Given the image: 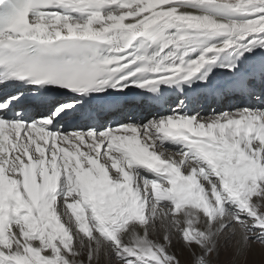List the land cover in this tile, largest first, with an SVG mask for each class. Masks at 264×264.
<instances>
[{
    "label": "snow or ice",
    "instance_id": "snow-or-ice-1",
    "mask_svg": "<svg viewBox=\"0 0 264 264\" xmlns=\"http://www.w3.org/2000/svg\"><path fill=\"white\" fill-rule=\"evenodd\" d=\"M256 244L264 0H0V264Z\"/></svg>",
    "mask_w": 264,
    "mask_h": 264
},
{
    "label": "rangeland",
    "instance_id": "rangeland-1",
    "mask_svg": "<svg viewBox=\"0 0 264 264\" xmlns=\"http://www.w3.org/2000/svg\"><path fill=\"white\" fill-rule=\"evenodd\" d=\"M241 264H264V246L259 244L254 245L247 260L242 261Z\"/></svg>",
    "mask_w": 264,
    "mask_h": 264
}]
</instances>
